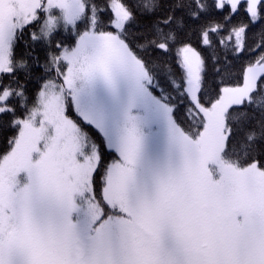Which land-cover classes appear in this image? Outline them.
I'll return each mask as SVG.
<instances>
[{"label":"snow or ice","instance_id":"6c2138e0","mask_svg":"<svg viewBox=\"0 0 264 264\" xmlns=\"http://www.w3.org/2000/svg\"><path fill=\"white\" fill-rule=\"evenodd\" d=\"M0 264H264V0H0Z\"/></svg>","mask_w":264,"mask_h":264},{"label":"trees","instance_id":"16d2710c","mask_svg":"<svg viewBox=\"0 0 264 264\" xmlns=\"http://www.w3.org/2000/svg\"><path fill=\"white\" fill-rule=\"evenodd\" d=\"M236 19L238 20V19H240V17H236Z\"/></svg>","mask_w":264,"mask_h":264}]
</instances>
